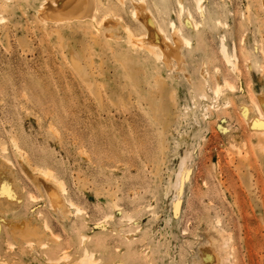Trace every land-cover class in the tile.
<instances>
[{
	"label": "rangeland",
	"instance_id": "obj_1",
	"mask_svg": "<svg viewBox=\"0 0 264 264\" xmlns=\"http://www.w3.org/2000/svg\"><path fill=\"white\" fill-rule=\"evenodd\" d=\"M89 1L0 0V264H264V0Z\"/></svg>",
	"mask_w": 264,
	"mask_h": 264
},
{
	"label": "bare ground",
	"instance_id": "obj_2",
	"mask_svg": "<svg viewBox=\"0 0 264 264\" xmlns=\"http://www.w3.org/2000/svg\"><path fill=\"white\" fill-rule=\"evenodd\" d=\"M46 1H48V0H46ZM144 0H142V2H143ZM89 0L87 1V0H82V2L81 3H79L78 5H75L74 4V6H73V11H75V12H78V11H82L83 10V12H87V13H89V11H88V6H89ZM137 3V2H136ZM145 3V2H144ZM197 5L200 7L201 5H203V0H197ZM44 6L46 7V4H44ZM48 6V5H47ZM45 7H43V9L45 8ZM96 7V6H95ZM41 8H42V6H41ZM203 8V7H202ZM57 9V11H56V14H57V12H58V15L59 16H61V15H64L65 13H62V12H60V8L58 9V8H56ZM55 9V10H56ZM49 10V9H48ZM51 10V9H50ZM96 10V9H95ZM142 10H144V5L143 4H140L139 2L136 4V6H135V9H134V14L136 15V16H138L139 18H141V19H143V14L141 15L140 13H141V11ZM40 11H41V9H40ZM54 11V10H53ZM51 12V11H50ZM49 13V12H48ZM47 13V14H48ZM189 14H190V12H189ZM39 15H41V16H43L44 17V15H46V13H45V11L43 12V10H42V13H39ZM94 15H95V12H94ZM191 16L190 17H192V14H190ZM142 16V17H141ZM58 17V16H57ZM189 18V17H188ZM144 21V20H143ZM151 21V20H150ZM191 21V20H190ZM194 21V25H195V27L197 26V24H195V20H193ZM192 22V21H191ZM145 25V24H144ZM156 27V35L155 36H157V37H155V39H156V41H158V43H161L163 46L165 45L166 47H168V49H169V51L168 52H166L164 49H163V47H162V45H158L156 42V44L155 43H153L152 41H151V38H153V35L151 34V33H149V32H147L148 34L146 35V36H144V37H142L141 39H138L137 37H139L138 35H135L134 33H133V31L131 30V29H128V35L130 36L129 38H131L132 39V41H134V42H136V43H142V46H143V44H144V47H149L152 51H154L159 57H161V58H163V59H166L167 58V54L168 53H177V51H178V49H179V46H180V44H178V43H181V42H186L187 41V38H186V36L184 35V34H182L181 32V30H179V32L182 34V36H181V38H179L178 39V41L174 44H172V42L170 41V39L169 38H167V36H165V35H167V34H165L164 35V30H163V28H162V26L161 25H159V24H157V25H155ZM129 28V27H128ZM176 28V27H175ZM180 29V28H179ZM196 29V28H195ZM175 32V31H174ZM173 33V32H172ZM171 33V34H172ZM180 34V35H181ZM165 39L166 40H168L169 39V41L167 42V41H165ZM154 41V40H153ZM146 45V46H145ZM222 47H223V44H222ZM224 48V47H223ZM167 49V48H166ZM151 50H149V51H151ZM222 50V49H221ZM225 54H228L227 52L226 53H224V55ZM235 55H236V53H235ZM230 56V55H229ZM228 56V58H229V60H227V62L228 63H232L231 65L232 66H234V65H236L235 63H233L231 60H230V58L231 57H229ZM225 57V56H224ZM227 57V56H226ZM237 57V56H236ZM158 58V57H157ZM227 58V59H228ZM234 59V58H233ZM232 59V60H233ZM237 59V58H236ZM76 63H77V65L79 66L80 64H79V62L76 60L75 61ZM237 62V61H236ZM237 66V65H236ZM236 68H238V67H236ZM226 84H228L229 85V83L227 82ZM232 84V83H231ZM222 87V86H221ZM219 88L220 87H218L217 86V89H218V91H219ZM219 93V92H218ZM259 114V113H258ZM255 117V116H254ZM260 118V117H259ZM253 119V118H252ZM254 120V119H253ZM264 120V119H263ZM16 144V143H15ZM17 147V146H16ZM3 163V165H6V163L7 164H9L10 163V160H8V159H6V158H4V157H2V155L0 156V164H2ZM4 167V166H3ZM3 167H1V168H3ZM39 169V168H38ZM48 170V169H47ZM50 170V169H49ZM41 171V170H40ZM39 175V174H38ZM40 176H42V180L44 181V182H46V183H48V182H50L49 184H51V182H55L56 181V178H55V176L53 175V173L51 172V171H41V174H40ZM54 176V177H53ZM54 178H55V180H54ZM179 179H180V177H179ZM54 180V181H53ZM61 181V180H60ZM55 183H57L56 185H57V191H56V194H55V199L57 200V202H61V197H63L64 195V192H65V190H67V189H65V187H64V184L63 183H61V182H59V181H56ZM54 187L56 186V185H54V184H52ZM50 186V185H49ZM62 195V196H61ZM64 200H65V197L63 198ZM63 200V201H64ZM66 202H67V199H66ZM74 203V202H73ZM68 204V203H67ZM76 205V204H75ZM117 207V206H116ZM78 208V207H77ZM61 209V208H60ZM80 211V210H79ZM109 216V215H108ZM107 216V217H108ZM112 216V215H111ZM111 218V217H110ZM105 221V220H104ZM98 223H100V222H98ZM103 224V223H102ZM101 227V226H100ZM104 228V227H103ZM48 230V229H47ZM222 236V235H221ZM128 238V237H127ZM223 244V243H222ZM217 246V245H216ZM224 248V247H223ZM216 249V248H215ZM218 249V248H217ZM216 249V250H217ZM222 249V248H221ZM216 250H214V251H216ZM219 250V249H218ZM218 250H217V252H218ZM87 253V252H86ZM91 255V254H90ZM90 255H86V256H84V259L87 261V262H91V258L90 257H93V256H90ZM202 258H201V260H199V261H197L196 262V264H225V257H224V255L220 252V253H217V254H211V253H209V252H202ZM83 259V260H84ZM92 260H93V258H92ZM92 263H93V261H92Z\"/></svg>",
	"mask_w": 264,
	"mask_h": 264
},
{
	"label": "snow or ice",
	"instance_id": "obj_3",
	"mask_svg": "<svg viewBox=\"0 0 264 264\" xmlns=\"http://www.w3.org/2000/svg\"><path fill=\"white\" fill-rule=\"evenodd\" d=\"M260 126L264 127V121H261Z\"/></svg>",
	"mask_w": 264,
	"mask_h": 264
}]
</instances>
